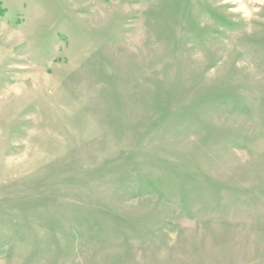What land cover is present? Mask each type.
Returning <instances> with one entry per match:
<instances>
[{
    "label": "rangeland",
    "instance_id": "rangeland-1",
    "mask_svg": "<svg viewBox=\"0 0 264 264\" xmlns=\"http://www.w3.org/2000/svg\"><path fill=\"white\" fill-rule=\"evenodd\" d=\"M0 264H264V0H0Z\"/></svg>",
    "mask_w": 264,
    "mask_h": 264
}]
</instances>
